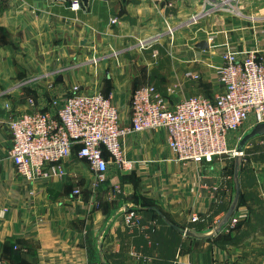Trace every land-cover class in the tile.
<instances>
[{"label": "crops", "instance_id": "crops-1", "mask_svg": "<svg viewBox=\"0 0 264 264\" xmlns=\"http://www.w3.org/2000/svg\"><path fill=\"white\" fill-rule=\"evenodd\" d=\"M208 4L91 0L72 11L68 2L0 0V264H264V134L244 145L235 221L208 239L185 236L157 211L182 229L218 225L235 195L236 155L177 160L159 127L129 132L126 167L109 163L103 181L76 155L78 145L61 162L64 173L48 179H25L9 156L6 120L29 109L28 98L53 111L52 100L74 84L110 96L124 125L141 85L169 105L220 93L222 53L264 52V19L206 11ZM253 125L251 116L229 146ZM126 210L135 211L132 225Z\"/></svg>", "mask_w": 264, "mask_h": 264}, {"label": "built area", "instance_id": "built-area-1", "mask_svg": "<svg viewBox=\"0 0 264 264\" xmlns=\"http://www.w3.org/2000/svg\"><path fill=\"white\" fill-rule=\"evenodd\" d=\"M67 2L72 11L82 9L81 0ZM167 31L172 32L170 27ZM221 59L215 67L220 93L198 94L169 105L153 85H141L131 92L127 125L121 123L110 96L78 84L72 86L70 95L52 100L53 111L35 108L28 98L30 108L6 120L11 135L9 156L17 172L31 181L61 175V162L78 145L76 155L88 162L97 181H103L109 163L126 167L122 147L129 132L159 127L165 128L168 147L177 160L203 163L236 155V148L228 144L231 132L251 116L253 124L264 122V52L227 51ZM135 219V211H125L127 225Z\"/></svg>", "mask_w": 264, "mask_h": 264}, {"label": "water", "instance_id": "water-1", "mask_svg": "<svg viewBox=\"0 0 264 264\" xmlns=\"http://www.w3.org/2000/svg\"><path fill=\"white\" fill-rule=\"evenodd\" d=\"M53 3L55 2H67L68 0H51ZM91 0H81L82 3V7L87 10L89 8V4H90ZM197 47L201 48V49H207V42L205 40H201L198 42ZM264 134V122H260V123H256L254 124L251 129L244 134L239 142L238 145L236 147V151L238 152L234 158V166H233V179H234V183H235V195L233 198V201L231 203V205L229 206L224 218L221 220V222L214 226L213 228H210L207 231H198V230H192V229H182L176 225H174L173 223H171L166 217L165 215H163L162 213H159V215L162 217V219L172 228H174L176 231L183 233L185 236L188 237H193V238H212L214 237L216 234L219 233L221 227L223 225H225V223L228 221V219L230 218V216L232 215L237 202H238V198H239V192H240V188H239V170H240V165H241V156H242V151L244 148V145L246 144V142L256 136V135H262Z\"/></svg>", "mask_w": 264, "mask_h": 264}, {"label": "rangeland", "instance_id": "rangeland-1", "mask_svg": "<svg viewBox=\"0 0 264 264\" xmlns=\"http://www.w3.org/2000/svg\"><path fill=\"white\" fill-rule=\"evenodd\" d=\"M219 2V3H217ZM206 11L219 10L225 16H240L249 19H264V0H210ZM235 132L232 131L231 134Z\"/></svg>", "mask_w": 264, "mask_h": 264}, {"label": "trees", "instance_id": "trees-1", "mask_svg": "<svg viewBox=\"0 0 264 264\" xmlns=\"http://www.w3.org/2000/svg\"><path fill=\"white\" fill-rule=\"evenodd\" d=\"M93 4H92V6H94V1L92 2ZM213 160H214V158H213ZM158 212V214L159 213H161L160 211H157ZM163 214V213H162ZM164 215V214H163ZM160 216V215H159ZM161 217V216H160ZM166 217V216H165ZM161 219H162V217H161ZM231 219H232V215L230 216V218L228 219V221L225 223V225L226 224H228L230 221H231ZM163 220V219H162ZM164 221V220H163ZM172 228V227H171Z\"/></svg>", "mask_w": 264, "mask_h": 264}]
</instances>
